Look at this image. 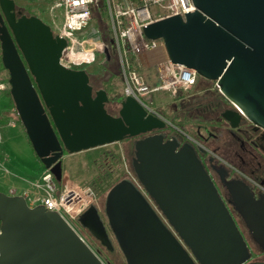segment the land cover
I'll return each mask as SVG.
<instances>
[{"label":"water","instance_id":"obj_1","mask_svg":"<svg viewBox=\"0 0 264 264\" xmlns=\"http://www.w3.org/2000/svg\"><path fill=\"white\" fill-rule=\"evenodd\" d=\"M196 10L144 27L161 39L167 59L216 82L219 93L264 128V0H192ZM0 48L10 95L32 149L57 182L63 159L127 138L135 143L133 173L79 218L103 243L114 235L126 264H264L251 253L190 143L166 139L170 122L135 98H120L118 115L90 74L61 63L67 42L37 16L17 17L15 0H0ZM109 54H107L108 56ZM237 115H241L238 112ZM232 203L264 247V199L239 182ZM0 264H105L59 213L0 192Z\"/></svg>","mask_w":264,"mask_h":264},{"label":"built area","instance_id":"obj_2","mask_svg":"<svg viewBox=\"0 0 264 264\" xmlns=\"http://www.w3.org/2000/svg\"><path fill=\"white\" fill-rule=\"evenodd\" d=\"M49 2L47 10L51 23L48 25L55 35L67 42L61 58V63L65 67L86 70L84 67L95 62L96 54H100L103 59L113 50L121 67L124 96L135 98L147 111L159 117L161 116L152 107L154 94L175 92L179 89L188 90L197 84L199 76L194 70L172 63L167 57L156 63L154 74L156 80L153 83L144 78L139 71L140 55L164 49L163 40L147 39L144 36V27L176 15L185 18V13L196 10L192 0H49ZM101 5L104 6L106 18L103 29L92 25L96 9ZM6 85L3 75L0 74V90ZM215 85L217 87L216 82ZM129 178L167 223L137 178L131 173ZM40 180L44 194L32 198L24 194L23 197L27 203L30 201L34 205L31 207L44 206L49 211L59 213L69 224L78 216L76 212L78 207L80 211H85L94 204L90 189H87L91 193L89 192L86 197L72 190L61 192L50 170L45 169Z\"/></svg>","mask_w":264,"mask_h":264},{"label":"rangeland","instance_id":"obj_3","mask_svg":"<svg viewBox=\"0 0 264 264\" xmlns=\"http://www.w3.org/2000/svg\"><path fill=\"white\" fill-rule=\"evenodd\" d=\"M17 5L25 8L27 16H37L45 23H51L47 10L50 5L49 0H17ZM97 18L98 16L95 15L92 22V25L95 27L98 26ZM60 19L61 17L58 20ZM159 52L160 51L155 50L151 55L149 54L148 58H146L147 63H153L154 65H141L139 68L140 73L150 83H153L156 80L154 75L156 68L155 63L159 61ZM103 62L104 58L102 59L100 54H96L95 62L84 68L89 74H94L104 64ZM1 63L2 61H0V74L3 75V81L6 82L7 85L3 90H0V181L3 183L1 186L2 189L7 191L11 186V183L14 181L13 179L18 181V178H36L44 166L35 155L22 123L16 116L11 114H8L7 118L6 112L12 111L13 107L6 96V92L10 91L8 72ZM210 86L215 90L217 89L215 82H203V87L209 88ZM110 88L111 90L108 92L109 98L123 95L124 82L121 73L113 78L112 86ZM195 94L194 87L188 90L179 89L175 92H159L153 95L154 101L152 107L167 121L170 122L171 120H175L177 123H183V126L186 129L192 131L191 122H183L182 120L177 119L175 111H180L182 98L192 97ZM206 96L209 99L211 98L208 95ZM205 97H202V99ZM207 98L204 99V103L208 100ZM201 102H203V100H201ZM135 143L136 141H122L84 151L83 153L75 155L73 161H71L73 172H77L84 177L81 182V187L90 189L92 194H90V191L89 194L94 198L93 205L97 206L101 216L105 220V201L111 186L116 184L117 181L119 182V180L128 178L129 173L134 175L132 162L134 158L133 150L135 151ZM80 210L81 209L78 207L76 210L78 216L71 220V224L75 230L99 255L105 264H126L125 257L111 232H109L111 244L103 243L79 224V218L84 213V210Z\"/></svg>","mask_w":264,"mask_h":264},{"label":"flooded vegetation","instance_id":"obj_4","mask_svg":"<svg viewBox=\"0 0 264 264\" xmlns=\"http://www.w3.org/2000/svg\"><path fill=\"white\" fill-rule=\"evenodd\" d=\"M15 3L17 17L26 15L25 8L18 6L17 0ZM200 93L211 98L206 96L201 103L194 102L192 97L182 98L180 111H175L177 119L191 122L193 132L170 123L165 130L140 138L163 132L166 139L177 137L181 146L190 143L247 243L251 253L249 262H264V247L233 205L228 189L230 182H239L254 198L264 199V128L246 118L217 89L209 88ZM206 98L208 100L204 103ZM78 222L95 236L87 226Z\"/></svg>","mask_w":264,"mask_h":264},{"label":"trees","instance_id":"obj_5","mask_svg":"<svg viewBox=\"0 0 264 264\" xmlns=\"http://www.w3.org/2000/svg\"><path fill=\"white\" fill-rule=\"evenodd\" d=\"M96 10H97V13L95 12V15L98 16V18H97L98 26L100 28H104L105 23H106V18L104 17V14H105L104 6L101 5ZM132 59H134V56H133ZM0 61H1V48H0ZM103 63L104 64L99 68V70L96 73L90 74V84L93 86V88L95 90L104 89L108 93L111 90L110 87L112 86L113 78L117 74L121 73V67H120L119 59H118L117 55L114 53L113 50H111L109 55L104 58V62ZM1 65H2V63H1ZM203 82H209V81L199 77L198 81H197V84L194 86L195 93H196L194 96H192L194 102L195 101H199L198 103H201L200 100L204 96L201 95L200 92L203 91V90L211 88V86L209 88L208 87H203ZM6 96L8 97V99L10 101V104L13 107L12 111H7L6 112L7 118H8V114H11L13 116H16L17 119L20 121L19 116L17 114V111L15 109V105H14L13 100L11 98L10 91L6 92ZM122 97H124V94L122 96L117 95L114 98H109L110 100L106 104V109L111 115H113V116H117L118 115V110H119V107H120L119 101H120V98H122ZM170 122L172 124L178 126L179 128L183 126V123H177L175 120H171ZM138 139L139 138H127L124 141L125 142L126 141H131V142L134 141L135 142ZM133 152H134V150H133ZM44 169H45V167H44ZM57 185H58V187L60 189L61 182H57Z\"/></svg>","mask_w":264,"mask_h":264},{"label":"crops","instance_id":"obj_6","mask_svg":"<svg viewBox=\"0 0 264 264\" xmlns=\"http://www.w3.org/2000/svg\"><path fill=\"white\" fill-rule=\"evenodd\" d=\"M156 51H160V57L159 61L164 60L166 58V53L163 48L157 49ZM154 51L145 53L140 55V61L141 65L145 66H152L153 63H147V59L149 57V54L153 53ZM158 53V52H157ZM158 61V62H159ZM156 64V63H155ZM83 153V152H81ZM77 154H67L63 159V179L61 181L60 185V191H75L79 193V195H83L84 197L87 196L89 191L85 187H81L83 176H81L79 173L73 172V167L71 166V161H73V158ZM45 169H41L39 175L36 178H18V181L16 179H13L14 181L11 183V186L7 191L2 189V184L0 181V192H4L9 195H21L28 194L31 198L35 195H43L44 192L42 188L40 187L41 184V174ZM29 206H34L30 201H28Z\"/></svg>","mask_w":264,"mask_h":264}]
</instances>
